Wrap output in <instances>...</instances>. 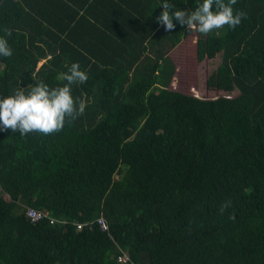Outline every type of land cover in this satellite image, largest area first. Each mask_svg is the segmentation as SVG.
I'll return each instance as SVG.
<instances>
[{"label":"trees","instance_id":"obj_1","mask_svg":"<svg viewBox=\"0 0 264 264\" xmlns=\"http://www.w3.org/2000/svg\"><path fill=\"white\" fill-rule=\"evenodd\" d=\"M159 5L0 0V96L60 85L73 62L88 74L60 131L0 132V264H264V0L208 34L166 31ZM190 40L220 95L169 88Z\"/></svg>","mask_w":264,"mask_h":264},{"label":"clouds","instance_id":"obj_2","mask_svg":"<svg viewBox=\"0 0 264 264\" xmlns=\"http://www.w3.org/2000/svg\"><path fill=\"white\" fill-rule=\"evenodd\" d=\"M236 0H201L190 12L176 6L175 0H160L162 11L156 17L158 25L166 31L177 24L198 33L208 34L227 25L238 26L246 13L234 9ZM13 55L8 40L0 36V58ZM63 83L55 87L43 80H32L24 86H15L10 95L0 96V132L11 130L26 136L31 132L49 134L63 129L66 119H74L83 114L87 107L86 99H77L72 94L73 84H82L88 74L79 62H73L67 71L58 74Z\"/></svg>","mask_w":264,"mask_h":264},{"label":"rangeland","instance_id":"obj_3","mask_svg":"<svg viewBox=\"0 0 264 264\" xmlns=\"http://www.w3.org/2000/svg\"><path fill=\"white\" fill-rule=\"evenodd\" d=\"M195 45L192 40L181 43L174 48L171 59L175 66V74L169 88L198 97H211L221 94L208 90L205 86L206 78L210 72L209 64H195Z\"/></svg>","mask_w":264,"mask_h":264},{"label":"built area","instance_id":"obj_4","mask_svg":"<svg viewBox=\"0 0 264 264\" xmlns=\"http://www.w3.org/2000/svg\"><path fill=\"white\" fill-rule=\"evenodd\" d=\"M26 215L28 218H30L32 221H37L39 220L40 218L43 217V214L41 211H38V210H35V209H32V208H28L27 211H26ZM45 216V214H44ZM97 224L99 225L100 229L102 231H106L107 230V226H106V223L104 222L103 219H98L97 220ZM78 227H80V224L78 225ZM119 261H122V262H125L127 260V257L126 256H123V257H119L118 258Z\"/></svg>","mask_w":264,"mask_h":264},{"label":"crops","instance_id":"obj_5","mask_svg":"<svg viewBox=\"0 0 264 264\" xmlns=\"http://www.w3.org/2000/svg\"><path fill=\"white\" fill-rule=\"evenodd\" d=\"M82 11H83V10L81 9V10H80V13H81Z\"/></svg>","mask_w":264,"mask_h":264},{"label":"bare ground","instance_id":"obj_6","mask_svg":"<svg viewBox=\"0 0 264 264\" xmlns=\"http://www.w3.org/2000/svg\"><path fill=\"white\" fill-rule=\"evenodd\" d=\"M74 122V121H73Z\"/></svg>","mask_w":264,"mask_h":264}]
</instances>
